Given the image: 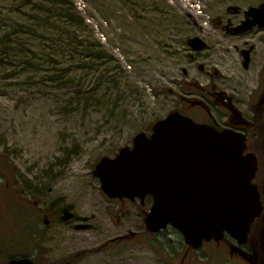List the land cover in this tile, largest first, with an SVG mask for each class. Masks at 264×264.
<instances>
[{
	"label": "rangeland",
	"instance_id": "374dc122",
	"mask_svg": "<svg viewBox=\"0 0 264 264\" xmlns=\"http://www.w3.org/2000/svg\"><path fill=\"white\" fill-rule=\"evenodd\" d=\"M262 4L0 0V264H251L231 238L189 250L173 227L148 233L152 198H109L93 170L184 100L245 110L264 80V28H231Z\"/></svg>",
	"mask_w": 264,
	"mask_h": 264
},
{
	"label": "water",
	"instance_id": "95a60500",
	"mask_svg": "<svg viewBox=\"0 0 264 264\" xmlns=\"http://www.w3.org/2000/svg\"><path fill=\"white\" fill-rule=\"evenodd\" d=\"M255 26L264 28V4L250 8L246 19L231 30L241 33ZM188 44L195 50L206 45L198 37ZM243 56L246 67L249 51ZM151 130L137 133L132 145L121 147L115 156L100 158L93 175L101 190L112 199L138 198L140 204L150 196L145 229L158 233L172 226L193 249L203 242H219L226 234L244 244L263 210L254 182L258 159L246 152V136L196 123L178 111L154 122ZM6 264L36 263L16 257Z\"/></svg>",
	"mask_w": 264,
	"mask_h": 264
},
{
	"label": "flooded vegetation",
	"instance_id": "af4514ba",
	"mask_svg": "<svg viewBox=\"0 0 264 264\" xmlns=\"http://www.w3.org/2000/svg\"><path fill=\"white\" fill-rule=\"evenodd\" d=\"M260 84L255 100L247 104L245 110L238 105L237 101H233L230 97L221 102H216L215 99L209 97L208 103L198 99L184 100L185 110L181 108L178 111L196 123L210 125L217 130L227 129L243 133L247 138V151H251L249 148L250 137H256L254 147L264 151V80ZM256 183L263 210L260 216L252 223L247 241L237 249H243V255L251 261V264L253 263V259L258 264H262L264 259V171H262L261 178L256 180ZM228 238L227 236L226 240H229ZM187 248L193 250L188 246Z\"/></svg>",
	"mask_w": 264,
	"mask_h": 264
},
{
	"label": "trees",
	"instance_id": "16d2710c",
	"mask_svg": "<svg viewBox=\"0 0 264 264\" xmlns=\"http://www.w3.org/2000/svg\"><path fill=\"white\" fill-rule=\"evenodd\" d=\"M92 55H89L90 57L92 56L93 59H95L96 61H98L101 58V55L96 54V53H91ZM96 55V56H95ZM103 63L100 62L98 65H102ZM256 140V137H250V149L252 151H254L256 153V155L258 156V160H259V164H260V169H259V173L257 175V180H259V178H261V173L262 171H264V151L260 150V153L258 151L255 150V143L254 141ZM261 171V173H260ZM253 264H258L257 262H255V259H253ZM262 264H264V259Z\"/></svg>",
	"mask_w": 264,
	"mask_h": 264
},
{
	"label": "bare ground",
	"instance_id": "6f19581e",
	"mask_svg": "<svg viewBox=\"0 0 264 264\" xmlns=\"http://www.w3.org/2000/svg\"><path fill=\"white\" fill-rule=\"evenodd\" d=\"M220 60L225 64V66L227 67H231L232 66V62L230 60V57L229 56H225L224 58H220ZM84 226H89V225H85Z\"/></svg>",
	"mask_w": 264,
	"mask_h": 264
}]
</instances>
